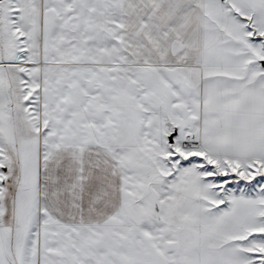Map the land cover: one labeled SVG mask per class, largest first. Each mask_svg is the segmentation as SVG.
I'll list each match as a JSON object with an SVG mask.
<instances>
[{
    "label": "snow or ice",
    "instance_id": "snow-or-ice-1",
    "mask_svg": "<svg viewBox=\"0 0 264 264\" xmlns=\"http://www.w3.org/2000/svg\"><path fill=\"white\" fill-rule=\"evenodd\" d=\"M0 264H264V0H0Z\"/></svg>",
    "mask_w": 264,
    "mask_h": 264
}]
</instances>
